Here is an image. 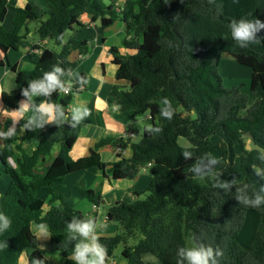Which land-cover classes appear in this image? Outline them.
<instances>
[{
	"label": "trees",
	"instance_id": "trees-1",
	"mask_svg": "<svg viewBox=\"0 0 264 264\" xmlns=\"http://www.w3.org/2000/svg\"><path fill=\"white\" fill-rule=\"evenodd\" d=\"M118 1L46 0L50 12L29 3L14 7L16 17L10 29L0 25V50L6 55L11 49H19L33 22L40 41L48 39L60 47L57 50L35 43L33 47L42 52L31 69L18 70L16 64L9 63L17 73V92L2 93L7 106L15 108L27 99L23 89H29L31 81L42 78L54 66L64 70L61 79L65 83L75 81L69 95L59 90L52 93V102L64 112L61 123L25 128L19 143L12 137L0 143V159L5 164L0 177L3 173L12 177L0 198V213L11 220L10 228L0 234V243L6 244L0 248V264H19L22 254H26L28 264L37 258L48 263L38 247L33 224L38 228L45 224L65 264H75L71 254L83 238L77 235L70 239L66 225L73 217L86 218L69 203L63 180L72 172L91 168L109 170L117 180L134 178L146 165H150V183L135 192L137 196L146 193V199L117 201L108 207L107 220L118 222L121 229L114 236L99 237L107 257L122 243L127 264H147L144 254L154 255L161 264H177L179 247L195 242L220 250L222 255L216 257V264H264V207H246L237 199L244 184L249 195L264 187V177L256 173L257 169L264 172V163L257 158L264 153V46L241 49L232 41L229 29L233 20L241 18L264 21V0H124L119 7ZM11 7L9 0H0L1 23ZM85 13L92 22L100 21L103 28L117 20L125 23L122 45L110 51L117 65V79L126 80L130 86L114 85L111 96L121 111L133 117L149 114L151 127L161 129H146L139 142L131 143L132 156L119 154L121 159L114 163L103 161L99 153L79 159L70 155L82 123L72 120L69 106L74 94L85 85L87 75L73 79L68 58L75 50L87 54L89 45L87 39L66 37L75 27H86L81 20ZM257 35L264 38V30ZM121 47L134 52L123 53ZM224 53L251 67V106L242 91L243 83L233 87L223 84L219 67ZM164 97L175 109L171 120L160 115ZM27 121L23 118L19 123L24 126ZM10 123L7 120L6 126ZM220 131L225 132L228 142L225 158H229V147L231 159L214 166L215 180L200 179L190 168L196 159L215 150L211 138ZM248 132L250 136L245 135ZM34 137H39V143L27 153L23 143ZM181 137L189 146L180 144ZM112 141V137L103 138L96 148ZM117 141L123 144L124 140ZM57 144L59 151L53 156ZM237 145L244 181L229 190L214 187V183L227 181ZM186 150L193 153L192 160H185L182 153ZM84 182H77L76 189L97 207L102 206V187L90 188ZM250 211L258 215L257 230L248 249H244L238 236Z\"/></svg>",
	"mask_w": 264,
	"mask_h": 264
},
{
	"label": "crops",
	"instance_id": "crops-1",
	"mask_svg": "<svg viewBox=\"0 0 264 264\" xmlns=\"http://www.w3.org/2000/svg\"><path fill=\"white\" fill-rule=\"evenodd\" d=\"M121 1L122 0H119L117 2L116 5H118V7L122 4ZM9 2L13 7L8 10L5 20L2 23L0 22V25H4L7 29L12 27L16 17L14 7H24L30 3L36 4L50 12L46 0H9ZM81 20L86 27H75L74 30L69 32L68 37L72 36L78 39H87L89 51L84 55L77 50L72 51L68 58V66L73 79L76 80L83 73L87 75V79L85 85L80 88V91L74 94L69 106V111L72 114V109L74 107L83 106L87 107L90 114L81 120V132L70 151V155L73 159H79L93 153H99L103 161L114 163L121 159L119 154L126 158L132 156L133 150L131 143H136L133 140L136 136L134 125L138 122V120H136L137 117H133L127 111H121L111 96V90L114 85H122L125 86L126 89H129L130 86L129 82L126 80L117 79V65L113 62V55L110 51L113 46L120 47L122 45V41L126 36L125 23L121 20H117L111 26L103 28L100 26V21L92 22L90 16L86 13L81 16ZM30 28L31 30L28 32L26 38L20 43L19 49L9 50L7 55L0 50V131L7 132L9 128H14L17 135L12 138H14L15 143H19L20 138L23 137L26 132L24 126L20 125V120L23 118L29 120L34 115V110L30 107L29 111L23 114H12L9 111L18 110L20 103L25 102L27 99H22L15 108H11L3 102L2 93L4 91L9 94H15L17 92V73L12 70L9 63L16 64L18 70L30 69L42 52V50L34 48L33 45L41 42L48 46L50 43L48 39L40 41L38 35L34 31L35 26H30ZM120 49L123 53L134 52L123 47ZM72 82L75 83V81ZM42 102L55 106L52 102V94L50 97L41 96L35 98V103L37 105ZM114 107L116 111H113ZM13 119L17 120L15 124L12 123ZM7 120L11 121L8 127L6 126ZM131 133H133V135H131ZM106 137H112L114 141L97 149L96 143ZM118 138L124 140L123 144H118ZM3 139L4 137H0V143L3 142ZM38 143L39 137H34L25 141L23 143V148L27 153H32ZM236 147L239 146L237 145L235 148ZM58 151L59 145L57 144L53 147V156H56ZM240 153L241 151H239V155ZM17 154L20 155L21 152L17 151ZM11 161L13 160L11 159ZM149 166L150 165L143 166L140 173L134 178L118 180L113 178L112 172L109 170L105 172L103 170L91 168L72 172L68 174L62 182L64 185L63 191L67 195L71 205L81 209L86 219H92L98 224L101 206L97 207L88 199L82 197L81 193L76 189V183L84 180L87 187H102L105 202H109L110 205H112L117 201L126 200L128 197L134 199L135 196H137L135 192L142 191L147 187L151 180ZM4 169L5 164L0 159V170L3 171ZM11 181L12 177L10 174L3 173L1 175L0 198L7 192ZM67 191L70 192L69 197ZM119 192L121 195H119ZM125 194L126 196H123ZM105 215L102 223L98 224L99 227L96 229L98 238L114 236L119 232V228L114 225V223H109L110 221L107 220V213ZM36 227L37 225H32L37 236L38 247L48 260L47 264H63V262L65 264L64 257H60V255L56 254L54 251L56 250V246L51 241L49 231L48 237L38 236V227L37 229ZM48 254H50V257ZM55 259L57 261H54ZM143 260L147 264H161L152 254H144ZM19 262V264H28L26 254L21 255ZM106 264H127V260L124 257L118 258L115 254H112L106 258Z\"/></svg>",
	"mask_w": 264,
	"mask_h": 264
},
{
	"label": "clouds",
	"instance_id": "clouds-1",
	"mask_svg": "<svg viewBox=\"0 0 264 264\" xmlns=\"http://www.w3.org/2000/svg\"><path fill=\"white\" fill-rule=\"evenodd\" d=\"M238 2V0H237ZM230 35L232 41L241 49L249 48L253 45L264 46V38L257 34L264 30V21L260 19H244L233 20L229 25ZM64 75V70L59 66H54L51 71L45 72L43 77L38 80H33L29 84V89H23L22 95L27 97L25 102L20 103L18 110L9 111L12 114H23L28 112L30 107L34 110V115L25 123L24 128H41L45 124L55 121L61 123V117H64V112L59 105L53 106L46 102L39 105L35 103L36 97H50L51 94L57 90L67 94L71 88L70 83H65L61 77ZM163 107L160 110V115L168 120L174 116L175 109L172 107L171 101L164 97L162 99ZM116 111V108H113ZM87 107L76 106L72 109V120L80 122L89 115ZM17 120L13 119L15 124ZM75 124L72 125L75 128ZM148 132H159L160 128H152L148 126ZM17 135L14 128H9L7 132L0 131V137L9 138ZM185 160H192L193 153L191 151H183ZM261 163H264V153H260L257 157ZM220 160L207 153L202 157L196 159V162L191 166L190 172L200 179L215 180L217 174L214 171V166L219 165ZM256 173L264 177V172L257 169ZM234 183L232 181H223L214 183L216 188H223L229 190ZM248 185L244 184L238 190L237 199L240 204L246 207L260 209L264 207V187H260L258 191H253L251 195L248 194ZM11 226V220L0 213V234L7 231ZM99 227L92 219L80 220L73 217L71 222L66 225L67 234L70 239H75L77 235L83 239L76 244L71 254V260L75 264H106L107 250L99 242L96 234V229ZM38 236L48 237V228L45 224H40L38 228ZM6 244L0 243V248L5 247ZM222 255L219 249H213L211 246H204L203 244H196L193 242L190 246L179 247L177 251V264H216V257ZM33 264H44V261L37 258Z\"/></svg>",
	"mask_w": 264,
	"mask_h": 264
},
{
	"label": "rangeland",
	"instance_id": "rangeland-1",
	"mask_svg": "<svg viewBox=\"0 0 264 264\" xmlns=\"http://www.w3.org/2000/svg\"><path fill=\"white\" fill-rule=\"evenodd\" d=\"M107 2H108V0H107ZM121 2L123 3L124 0H122ZM30 26L34 27V26H36V23L33 22L30 24ZM68 36H69V33L67 34L66 38H68ZM48 47L56 48L57 50H60V47L56 46L52 41H50ZM28 68H30V67H28ZM219 72L223 77V84L226 87H233L239 83L244 84L242 91L248 96V106H251L254 102V98L250 92V83H251V78H252L251 67L247 66L246 64H242V63L238 62L230 54L224 53L222 55V61H221V65L219 67ZM148 116H149V114H144V115H141V116L136 118V120H138V122L134 125V128L136 130V136L134 137L133 140L135 142H138L140 140L143 132L148 128V126H151V121L148 118ZM211 141L214 145H216L215 150L213 152H211V154L213 156L217 157L220 160V162L221 161L222 162L223 161H225V162L229 161V158L231 159V149L229 147H228L229 158L226 159L225 155H224L225 147L228 143L227 139H226L225 132L220 131L219 133L215 134L211 138ZM179 142L182 146H189L188 140L184 137H181L179 139ZM235 149H236V150H234L235 151V158L233 159L232 169H231V172H230L229 177L227 179V181H232L234 183V185L243 182L245 179L244 173H243L241 166H240V155H239L240 147H236ZM67 192H68V197H69L70 192L69 191H67ZM43 193L44 192L40 193V196H42ZM119 195H121L120 192H119ZM123 196H126V194ZM146 196H147V194L143 193L140 196H135L134 199H130V197H128V199L121 200V201L130 202V201H133L136 199H146ZM109 206H110V203L105 202V200H104V204L101 206V214L99 213L98 224L102 223L103 219L106 216L105 214L107 213ZM76 208H78V207H76ZM257 218H258V215L255 212L250 211V212H246V214H245V220H244L242 229H241L239 236H238V242L244 249H248L249 244H250L254 234L256 233ZM109 223H114V225H116L119 228V230L121 229L118 222H109ZM36 229H37V227H36ZM41 242H42V240H41ZM130 243H132V244L134 243L133 239L130 240ZM124 246L125 245L122 243L119 244L116 247V249L114 250L113 254H115V256L118 258L119 257L123 258L124 256H123L122 252L124 250ZM49 251H51V250H49ZM54 251L56 254L60 255V257L62 256L61 252H59L58 250H54ZM48 256L50 257V254H48ZM157 260L159 261L158 258H157ZM54 261H57V260L55 259ZM63 264H64V262H63Z\"/></svg>",
	"mask_w": 264,
	"mask_h": 264
},
{
	"label": "built area",
	"instance_id": "built-area-1",
	"mask_svg": "<svg viewBox=\"0 0 264 264\" xmlns=\"http://www.w3.org/2000/svg\"><path fill=\"white\" fill-rule=\"evenodd\" d=\"M69 83L71 84V88H70L69 92L66 95H69L71 93V91H72V89L74 87V84H75L73 82H69ZM131 135H133V133H131Z\"/></svg>",
	"mask_w": 264,
	"mask_h": 264
},
{
	"label": "water",
	"instance_id": "water-1",
	"mask_svg": "<svg viewBox=\"0 0 264 264\" xmlns=\"http://www.w3.org/2000/svg\"><path fill=\"white\" fill-rule=\"evenodd\" d=\"M245 135H246V136H250V133H249V132H248V133H245ZM250 147H251V146L248 144V145H247V148H250Z\"/></svg>",
	"mask_w": 264,
	"mask_h": 264
}]
</instances>
